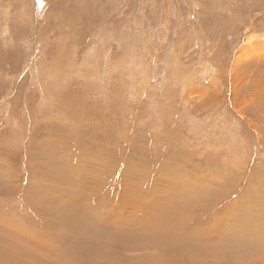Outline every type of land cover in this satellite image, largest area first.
Returning <instances> with one entry per match:
<instances>
[{
	"label": "rangeland",
	"instance_id": "obj_1",
	"mask_svg": "<svg viewBox=\"0 0 264 264\" xmlns=\"http://www.w3.org/2000/svg\"><path fill=\"white\" fill-rule=\"evenodd\" d=\"M0 264H264V0H0Z\"/></svg>",
	"mask_w": 264,
	"mask_h": 264
},
{
	"label": "bare ground",
	"instance_id": "obj_2",
	"mask_svg": "<svg viewBox=\"0 0 264 264\" xmlns=\"http://www.w3.org/2000/svg\"><path fill=\"white\" fill-rule=\"evenodd\" d=\"M147 194H148V193H147ZM147 194H146V195H147ZM53 195H55V194H53ZM36 196L41 197V194H37ZM52 197H54V196H52ZM52 197H49V199H51ZM149 199H150V198H149ZM142 200H143V199H142ZM149 204H150V203H149ZM144 205H145V203H144ZM150 205H151V204H150ZM154 205H155V204H154ZM154 205H153V206H154ZM146 206H147V205H146ZM153 206H152V207H153ZM160 206H161V205H160ZM149 207H150V206H149ZM152 207H150V208H152ZM147 208H148V207H147ZM150 208H149V209H150ZM141 209L143 210L142 205H141ZM144 209H145V207H144ZM152 209H153V208H152ZM80 210H81V208L79 209V211H80ZM173 210H174V218H175V216H177L178 213H179V211L177 210V208H174V209H168L167 212H170V213H171ZM143 211H144V210H143ZM153 214H154V213H153ZM91 215H92V213H91ZM91 215H90V214H85V215H84V217H85L84 219L91 218ZM167 216H168V214H167ZM148 218H149V217H148ZM151 219H152V217H151ZM68 220L71 221V219H68ZM169 227H170V226H169ZM76 228H78V227H76ZM72 229H73V227H71V230H68V232H67V234H66V235H68L67 237H66V236L63 237V235H61V234H59V233H58V234H54V236H56V238L54 237V238L51 239L49 242H55V243L58 242V243L60 244L63 240H65V239L68 240V239L71 238L73 235L75 236V233H76V232H73ZM66 230H67V229H66ZM78 230H79V229H78ZM49 231H50V230H49ZM61 231H62V230H61ZM74 231H75V230H74ZM46 232H47V230H46ZM27 237H30V234L27 235ZM125 239H126V238H125ZM142 240H143V239H142ZM142 240H140V241H142ZM143 241H145V240H143ZM46 242H47V241H46ZM124 242H125V241H124ZM135 246H136V245H135ZM168 246H169V247H168ZM168 246H167V248H171V245H170V244H169ZM173 250H174V248H173ZM160 258H161V254H160L158 260H161ZM160 262H161V261H160Z\"/></svg>",
	"mask_w": 264,
	"mask_h": 264
}]
</instances>
